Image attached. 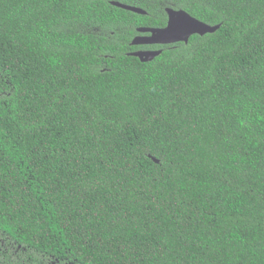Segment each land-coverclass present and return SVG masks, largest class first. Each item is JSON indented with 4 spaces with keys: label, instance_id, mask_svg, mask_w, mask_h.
I'll return each instance as SVG.
<instances>
[{
    "label": "trees",
    "instance_id": "16d2710c",
    "mask_svg": "<svg viewBox=\"0 0 264 264\" xmlns=\"http://www.w3.org/2000/svg\"><path fill=\"white\" fill-rule=\"evenodd\" d=\"M0 264H264V0H0Z\"/></svg>",
    "mask_w": 264,
    "mask_h": 264
},
{
    "label": "water",
    "instance_id": "95a60500",
    "mask_svg": "<svg viewBox=\"0 0 264 264\" xmlns=\"http://www.w3.org/2000/svg\"><path fill=\"white\" fill-rule=\"evenodd\" d=\"M112 4L138 14H146V11L137 7L124 5L119 2H112ZM167 13L169 16L167 27L161 29H139V32H150L151 36L136 37L132 44L139 46L143 44L163 45L176 42H187L193 34L203 35L205 33L214 32L217 29L215 26L211 27L199 22L185 11L167 9ZM159 54L160 51H139L131 55L140 58L143 62H147L153 60Z\"/></svg>",
    "mask_w": 264,
    "mask_h": 264
},
{
    "label": "flooded vegetation",
    "instance_id": "af4514ba",
    "mask_svg": "<svg viewBox=\"0 0 264 264\" xmlns=\"http://www.w3.org/2000/svg\"><path fill=\"white\" fill-rule=\"evenodd\" d=\"M140 29H158V28H140ZM140 36H143V37L151 36V33L150 32H140V35L138 37H140ZM139 46H157V45L143 44V45H139ZM152 50L153 49H145V50H137L136 52H139V51H152Z\"/></svg>",
    "mask_w": 264,
    "mask_h": 264
}]
</instances>
